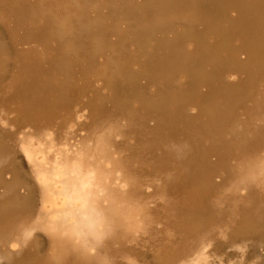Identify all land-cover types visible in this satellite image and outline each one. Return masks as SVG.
<instances>
[{
  "label": "bare ground",
  "instance_id": "bare-ground-1",
  "mask_svg": "<svg viewBox=\"0 0 264 264\" xmlns=\"http://www.w3.org/2000/svg\"><path fill=\"white\" fill-rule=\"evenodd\" d=\"M0 264H264V0H0Z\"/></svg>",
  "mask_w": 264,
  "mask_h": 264
}]
</instances>
